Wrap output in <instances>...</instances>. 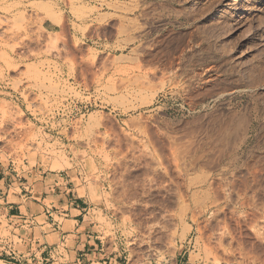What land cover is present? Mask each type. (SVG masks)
<instances>
[{
  "label": "rangeland",
  "instance_id": "rangeland-1",
  "mask_svg": "<svg viewBox=\"0 0 264 264\" xmlns=\"http://www.w3.org/2000/svg\"><path fill=\"white\" fill-rule=\"evenodd\" d=\"M31 170L114 264H264V0H0V264Z\"/></svg>",
  "mask_w": 264,
  "mask_h": 264
},
{
  "label": "crops",
  "instance_id": "crops-1",
  "mask_svg": "<svg viewBox=\"0 0 264 264\" xmlns=\"http://www.w3.org/2000/svg\"><path fill=\"white\" fill-rule=\"evenodd\" d=\"M42 174L25 173V191L3 192L5 218L24 243L21 258L32 264H114L99 247L90 204L70 173Z\"/></svg>",
  "mask_w": 264,
  "mask_h": 264
},
{
  "label": "bare ground",
  "instance_id": "bare-ground-1",
  "mask_svg": "<svg viewBox=\"0 0 264 264\" xmlns=\"http://www.w3.org/2000/svg\"><path fill=\"white\" fill-rule=\"evenodd\" d=\"M233 176V175H232ZM236 176H237V174H236ZM239 176V175H238ZM254 176H256V175H254ZM244 177V176H243ZM253 177V176H252ZM236 178V177H235ZM238 178V177H237ZM248 178V177H247ZM254 178V177H253ZM262 178V177H261ZM260 178V179H261ZM250 179V178H249ZM252 179V178H251ZM257 179H258V177H257ZM215 180V179H214ZM226 179H224V181H225ZM234 180V179H233ZM232 180V181H233ZM246 180V179H245ZM253 180V179H252ZM240 181H242V180H240ZM249 181H251V180H249ZM257 181V180H256ZM218 182H219V180H218ZM227 182H228V180H227ZM229 182H230V180H229ZM236 182V181H235ZM234 182V183H235ZM258 182V181H257ZM221 183V182H220ZM223 184V183H222ZM241 184H243V183H241ZM249 184V183H248ZM255 184V183H254ZM260 184V183H259ZM233 186V185H232ZM262 186V185H261ZM234 187V186H233ZM239 187V186H238ZM260 187V186H259ZM228 188H230V187H228ZM236 188V187H235ZM241 188H242V186H241ZM257 188V187H256ZM227 190V189H226ZM235 190V189H234ZM233 190V191H234ZM238 190V189H237ZM253 190H255L254 188H253ZM243 191V190H242ZM230 193H232V192H230ZM237 193V192H236ZM258 193V192H257ZM260 193V192H259ZM219 194V193H218ZM232 194H234V193H232ZM218 196V195H217ZM240 196V195H239ZM214 197V196H213ZM225 198V197H224ZM238 198V197H237ZM229 199H231V198H229ZM237 210V209H236ZM241 219V218H240ZM238 223V222H237ZM230 233V232H229ZM223 234V233H222ZM224 235H226V234H224ZM227 236V235H226ZM221 237V236H220ZM223 237V236H222ZM222 239H224V238H222ZM220 242V241H219Z\"/></svg>",
  "mask_w": 264,
  "mask_h": 264
},
{
  "label": "built area",
  "instance_id": "built-area-1",
  "mask_svg": "<svg viewBox=\"0 0 264 264\" xmlns=\"http://www.w3.org/2000/svg\"><path fill=\"white\" fill-rule=\"evenodd\" d=\"M181 109H182L183 111H188V109H186V108L184 107V105H181Z\"/></svg>",
  "mask_w": 264,
  "mask_h": 264
}]
</instances>
